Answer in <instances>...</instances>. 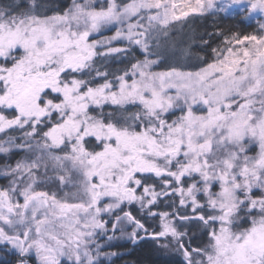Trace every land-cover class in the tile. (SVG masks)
Instances as JSON below:
<instances>
[{
  "label": "snow or ice",
  "instance_id": "6c2138e0",
  "mask_svg": "<svg viewBox=\"0 0 264 264\" xmlns=\"http://www.w3.org/2000/svg\"><path fill=\"white\" fill-rule=\"evenodd\" d=\"M0 181V264H264V0H0Z\"/></svg>",
  "mask_w": 264,
  "mask_h": 264
},
{
  "label": "trees",
  "instance_id": "16d2710c",
  "mask_svg": "<svg viewBox=\"0 0 264 264\" xmlns=\"http://www.w3.org/2000/svg\"><path fill=\"white\" fill-rule=\"evenodd\" d=\"M214 26H218L224 30L242 27L235 14L223 16L222 18L209 17L204 19L190 17L186 27L178 26L177 38H180V36L184 34L190 35L195 33L196 35H200L205 31H211ZM2 182L3 181H0V183ZM121 251H129L131 254L125 255L124 258L122 260H118L116 264H164V259L159 256V254L152 251L147 245L136 248L135 250L121 249Z\"/></svg>",
  "mask_w": 264,
  "mask_h": 264
},
{
  "label": "rangeland",
  "instance_id": "374dc122",
  "mask_svg": "<svg viewBox=\"0 0 264 264\" xmlns=\"http://www.w3.org/2000/svg\"><path fill=\"white\" fill-rule=\"evenodd\" d=\"M104 34H105V35H111V33H110V32H105Z\"/></svg>",
  "mask_w": 264,
  "mask_h": 264
}]
</instances>
